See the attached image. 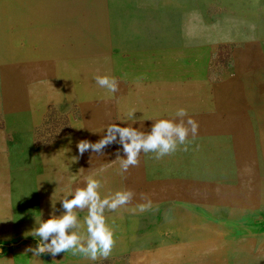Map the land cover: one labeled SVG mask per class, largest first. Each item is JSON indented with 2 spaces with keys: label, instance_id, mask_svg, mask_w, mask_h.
<instances>
[{
  "label": "rangeland",
  "instance_id": "374dc122",
  "mask_svg": "<svg viewBox=\"0 0 264 264\" xmlns=\"http://www.w3.org/2000/svg\"><path fill=\"white\" fill-rule=\"evenodd\" d=\"M2 18L8 34L0 33V254L14 249V234L32 228L39 212L49 218L52 194L55 202L91 176L103 195L134 194L106 213L112 254L90 261L61 253L58 264H264L263 199L234 206L133 201L155 189L139 188L140 168L143 175L154 170V154L141 153L121 174L115 146L105 155L80 156L76 148L81 140L96 142L109 124L131 126L130 109L145 132L179 108L199 127L203 115L249 112L262 101L264 0H0ZM46 33L60 34L58 44L70 53L40 51ZM74 48L82 53L72 54ZM98 75L116 78L118 91L100 88ZM254 93L258 99H248ZM15 116L30 121L10 122ZM10 163L16 172L7 170ZM27 163L33 171L26 172ZM11 173L19 186L10 185ZM62 211L57 202L56 214ZM74 211L81 220L87 214Z\"/></svg>",
  "mask_w": 264,
  "mask_h": 264
},
{
  "label": "crops",
  "instance_id": "0c3cea01",
  "mask_svg": "<svg viewBox=\"0 0 264 264\" xmlns=\"http://www.w3.org/2000/svg\"><path fill=\"white\" fill-rule=\"evenodd\" d=\"M254 83L255 80H252L251 84ZM261 84L263 88L259 99L262 101L251 103L249 112L228 116L203 115L202 126H198L196 136L189 133L187 150L180 146L169 156L159 160L154 158V170L149 168L150 171L153 170V175L149 169L143 175V168H140L139 188L146 186L155 189L138 195L139 198L133 201L225 203L231 206L263 201L264 152L260 151V146L264 149V81ZM254 88L251 90L260 91ZM253 98L258 99L256 93L248 97ZM217 107L220 108L221 105ZM23 119L15 116L10 122L21 120L28 124L30 121L28 117ZM224 121L227 124V127L224 126L225 130L221 126H211V123L221 124ZM142 159L146 165L147 158ZM6 168L14 172L18 170L11 163L6 164ZM24 169L26 172L33 171L34 165L27 163ZM147 180L151 182L146 183ZM9 181L12 187L20 185L19 178L14 177L13 173ZM2 185L0 181V186ZM33 221L35 222V218ZM27 226L30 227L20 229L14 234V249L2 251L0 264H58L61 255L34 258L31 253L25 254L27 247L35 246V240L25 236L31 229L30 224Z\"/></svg>",
  "mask_w": 264,
  "mask_h": 264
},
{
  "label": "clouds",
  "instance_id": "9594fccd",
  "mask_svg": "<svg viewBox=\"0 0 264 264\" xmlns=\"http://www.w3.org/2000/svg\"><path fill=\"white\" fill-rule=\"evenodd\" d=\"M94 79L109 94L118 91L116 78L98 75ZM136 113L135 109L126 113L125 119L133 122L131 126L112 123L105 127L103 136L96 142L86 139L79 141L76 144L79 155L83 156L86 152L105 155L107 148L115 146L114 154L123 174L130 167L138 165L141 153L154 154V158L159 160L175 153L180 146L187 150L189 133L195 137L198 132L197 122L188 116L184 108H179L173 119L153 121L146 132L134 126L139 122ZM176 118H179V122H176ZM101 188V182L89 176L85 178L84 187L69 191L55 202L52 194L49 218L42 219V213L39 212L34 226L25 235L35 240V246L27 247L25 254L31 253V257L40 258L45 255L56 257L61 253H70L90 261L109 258L115 238L106 213L116 212L127 205L134 194L123 190L103 195ZM57 202L63 209L59 215L56 214ZM77 209L87 210L83 220L74 211ZM139 211H145V206L141 205Z\"/></svg>",
  "mask_w": 264,
  "mask_h": 264
},
{
  "label": "bare ground",
  "instance_id": "6f19581e",
  "mask_svg": "<svg viewBox=\"0 0 264 264\" xmlns=\"http://www.w3.org/2000/svg\"><path fill=\"white\" fill-rule=\"evenodd\" d=\"M13 3V2H12ZM15 10V9H14ZM114 11V10H113ZM37 12V11H36ZM10 14V13H9ZM16 15V14H15ZM15 18V17H14ZM65 19V18H64ZM70 19H71V17H70ZM110 19V18H109ZM1 20V22H2V24L0 25V33H1V35L3 36V37H5V35L6 34H8V30H7V26H6V19L5 18H2V19H0ZM3 21H4V23H3ZM44 21V20H43ZM73 21V20H72ZM0 22V23H1ZM76 22H77V20H76ZM78 24V23H77ZM77 24H73V25H77ZM114 26V25H113ZM119 26V25H118ZM18 27V26H17ZM19 29H21L20 27H18ZM55 28V27H54ZM118 28V27H117ZM26 29V28H25ZM107 32L109 33V27H107ZM113 29V28H112ZM6 31H7V33H6ZM113 32H114V30H113ZM112 32V33H113ZM111 33V32H110ZM111 33V34H112ZM115 33H116V31H115ZM114 33V34H115ZM72 34V33H71ZM118 35H119V33H118ZM60 34H49V33H46V36H45V38L47 39H49L48 40V42H46V43H44V40H42V43L40 44V51H42V52H45L46 53V51H48V50H53V51H56V52H58V51H64V53H66V54H68V53H70V50H67V49H62L61 47H60V45L58 44L59 42H60ZM3 41H5V40H3ZM52 43L55 45V47H54V49H51V45H52ZM4 44V43H3ZM3 46V48L5 47V45H2ZM49 47V48H48ZM8 49V48H7ZM92 49V48H91ZM82 51H83V49H81ZM93 51H95L96 50V45H94L93 44V49H92ZM7 51V50H6ZM3 52H5V51H3ZM8 52V51H7ZM78 54V53H82V52H80V50H78V49H73V51H72V54ZM81 75H83V74H81ZM91 76V75H90ZM68 77V76H67ZM67 77H65L66 78V81L65 82H67V83H69V79H67ZM83 77H84V75H83ZM90 78V77H89ZM84 80V79H83ZM86 83V82H85ZM88 84V83H87ZM157 113V112H156Z\"/></svg>",
  "mask_w": 264,
  "mask_h": 264
}]
</instances>
